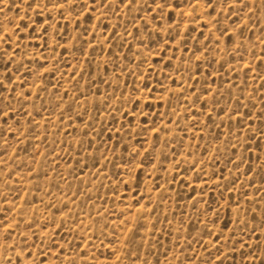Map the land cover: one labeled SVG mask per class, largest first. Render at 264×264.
<instances>
[{
  "label": "rangeland",
  "instance_id": "374dc122",
  "mask_svg": "<svg viewBox=\"0 0 264 264\" xmlns=\"http://www.w3.org/2000/svg\"><path fill=\"white\" fill-rule=\"evenodd\" d=\"M0 264H264V0H0Z\"/></svg>",
  "mask_w": 264,
  "mask_h": 264
}]
</instances>
